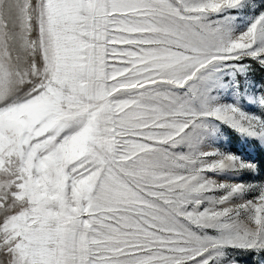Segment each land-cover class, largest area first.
<instances>
[{"label":"snow or ice","instance_id":"6c2138e0","mask_svg":"<svg viewBox=\"0 0 264 264\" xmlns=\"http://www.w3.org/2000/svg\"><path fill=\"white\" fill-rule=\"evenodd\" d=\"M0 264H264V0H0Z\"/></svg>","mask_w":264,"mask_h":264}]
</instances>
